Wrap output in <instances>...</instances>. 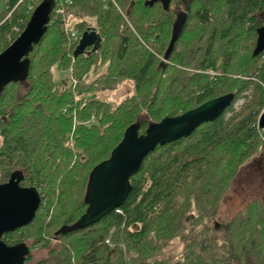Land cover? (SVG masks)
<instances>
[{"label":"trees","instance_id":"obj_1","mask_svg":"<svg viewBox=\"0 0 264 264\" xmlns=\"http://www.w3.org/2000/svg\"><path fill=\"white\" fill-rule=\"evenodd\" d=\"M40 1L4 0L0 54ZM263 26L264 0H55L48 31L28 56V76L0 90V184L17 172L23 187L43 197L33 224L4 241L33 239L25 264L52 241L59 244L35 264H264V192L233 215L221 239L209 225L241 171L264 160V52L254 56ZM67 28L79 40L95 28L100 49L74 58L79 41ZM55 66L71 71L69 87L55 81ZM127 80L134 92L122 102L99 96ZM231 93L221 117L145 159L121 207L76 228L92 171L127 129L137 125L144 134ZM176 239L182 252L165 257Z\"/></svg>","mask_w":264,"mask_h":264},{"label":"water","instance_id":"obj_2","mask_svg":"<svg viewBox=\"0 0 264 264\" xmlns=\"http://www.w3.org/2000/svg\"><path fill=\"white\" fill-rule=\"evenodd\" d=\"M54 7L55 0H43L21 35L0 54V90L28 76V56L47 33ZM101 44L102 38L95 28H88L81 36L74 58L98 51ZM263 52L264 26L258 31L254 56ZM234 99L235 95L231 93L210 100L184 114L152 124L144 134L137 125L127 129L110 158L92 171L86 197L88 209L76 228L86 229L97 224L121 207L131 192V178L157 147L190 137L203 124L221 117ZM259 128L264 130V111L259 118ZM22 180L23 176L16 172L8 182L0 184V264H25L31 251L27 244L9 245L3 239L5 235L33 224L42 204L39 190L21 186Z\"/></svg>","mask_w":264,"mask_h":264},{"label":"rangeland","instance_id":"obj_3","mask_svg":"<svg viewBox=\"0 0 264 264\" xmlns=\"http://www.w3.org/2000/svg\"><path fill=\"white\" fill-rule=\"evenodd\" d=\"M43 0L39 2L41 4ZM37 8V7H36ZM5 9L4 0H0V12ZM73 20H69V26L72 24ZM91 24L94 25V21L91 19L89 21ZM106 67L101 68V73H104ZM53 74L55 81L59 84L60 88L69 87L72 84V76L70 70H59L57 66L53 68ZM100 75V74H98ZM95 76L92 75L91 78ZM26 87L22 86L21 91L24 93L26 91ZM133 84L130 81H123L120 83L118 88L114 91H105L99 94V96L107 101L113 103H120L125 100L128 96L133 94ZM244 102V99H240L235 108L238 109ZM2 145V138L0 136V146ZM261 166V168L259 167ZM264 192V160H256L250 163L247 167H245L233 185L225 194L221 206L217 212L215 218L209 222V225L212 227V233L216 235L219 239L223 236V227L230 222L231 218L235 213L243 207L246 203L251 201L253 198L262 195ZM15 240L16 236L13 237ZM20 238L18 237L17 240ZM33 239H28L26 244L32 245ZM59 244L57 241H52L49 248H37L33 252V257L31 263L28 264H35L38 261L45 259L49 255V250L52 247H55ZM182 244L180 243L179 239L174 240L168 248L164 252L165 257H169L171 255H178L182 252ZM235 264H253L250 260H243L240 262H236Z\"/></svg>","mask_w":264,"mask_h":264},{"label":"built area","instance_id":"obj_4","mask_svg":"<svg viewBox=\"0 0 264 264\" xmlns=\"http://www.w3.org/2000/svg\"><path fill=\"white\" fill-rule=\"evenodd\" d=\"M57 12L62 13V10L59 9V10H57ZM66 31H67V34L69 35V38L72 41H80L79 37L77 36V33H75L73 30H71L70 28H67Z\"/></svg>","mask_w":264,"mask_h":264},{"label":"flooded vegetation","instance_id":"obj_5","mask_svg":"<svg viewBox=\"0 0 264 264\" xmlns=\"http://www.w3.org/2000/svg\"><path fill=\"white\" fill-rule=\"evenodd\" d=\"M9 180H10V179H9ZM9 180H8V181H9ZM8 181H7V182H8ZM5 183H6V182H5ZM2 184H3V183H2ZM21 186H22V185H21ZM13 245H16V244H13Z\"/></svg>","mask_w":264,"mask_h":264}]
</instances>
